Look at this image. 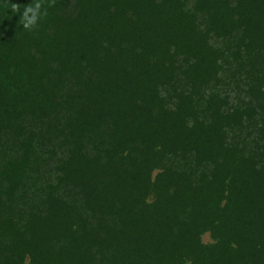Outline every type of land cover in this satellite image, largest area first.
Returning a JSON list of instances; mask_svg holds the SVG:
<instances>
[{"label":"trees","instance_id":"1","mask_svg":"<svg viewBox=\"0 0 264 264\" xmlns=\"http://www.w3.org/2000/svg\"><path fill=\"white\" fill-rule=\"evenodd\" d=\"M33 2L0 0V264H264V0H40L25 31Z\"/></svg>","mask_w":264,"mask_h":264},{"label":"clouds","instance_id":"2","mask_svg":"<svg viewBox=\"0 0 264 264\" xmlns=\"http://www.w3.org/2000/svg\"><path fill=\"white\" fill-rule=\"evenodd\" d=\"M12 12L19 13V22L22 24L25 31L34 30L38 25V21L42 20L44 16L47 15L46 12H42V4L40 0H35V2L29 3V5L24 7L22 11L13 5Z\"/></svg>","mask_w":264,"mask_h":264},{"label":"rangeland","instance_id":"3","mask_svg":"<svg viewBox=\"0 0 264 264\" xmlns=\"http://www.w3.org/2000/svg\"><path fill=\"white\" fill-rule=\"evenodd\" d=\"M157 174V171H153L152 172V178L155 177V175ZM154 198L153 194L149 195L148 200L151 201ZM200 242L203 245H209L213 243V240L211 239V235L209 232H204L203 234H201L200 236Z\"/></svg>","mask_w":264,"mask_h":264}]
</instances>
